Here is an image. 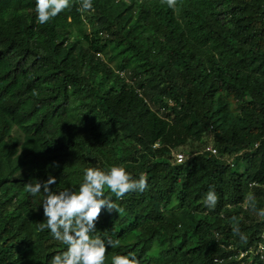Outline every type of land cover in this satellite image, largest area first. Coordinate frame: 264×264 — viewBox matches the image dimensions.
<instances>
[{
	"label": "trees",
	"instance_id": "1",
	"mask_svg": "<svg viewBox=\"0 0 264 264\" xmlns=\"http://www.w3.org/2000/svg\"><path fill=\"white\" fill-rule=\"evenodd\" d=\"M80 4L41 25L34 0H0V264L66 249L27 183L76 190L84 168L113 165L148 187H105L123 209L96 221L119 241L105 264H264V0Z\"/></svg>",
	"mask_w": 264,
	"mask_h": 264
},
{
	"label": "clouds",
	"instance_id": "2",
	"mask_svg": "<svg viewBox=\"0 0 264 264\" xmlns=\"http://www.w3.org/2000/svg\"><path fill=\"white\" fill-rule=\"evenodd\" d=\"M34 2L37 22L43 25L69 8L71 0H34ZM165 2L169 8L176 4V0H165ZM89 10H94L93 0H81L78 11ZM56 183V177L48 175L44 181L35 180V183L30 182L25 186L31 196L40 197L39 207L42 208L45 218L39 225L40 230L48 229L54 240L66 246L64 251L53 255L48 264H105L108 248L118 247L119 241L109 239L106 242L99 235H95L96 221L102 209L108 212H122L123 209L105 196L104 189L107 187L119 200L127 193L143 192L148 187L147 175L140 173L138 179H135L125 168L118 165L110 166L107 170L87 167L83 170L78 189L65 187L53 191L51 186ZM248 199L254 200V195L249 193ZM217 200L215 190L210 189L206 193L204 204L206 207L214 208ZM257 211L258 214L264 215V209ZM234 232L239 234L242 241H246L247 237L240 233L238 226ZM111 264H140V261L132 253L115 254L112 256Z\"/></svg>",
	"mask_w": 264,
	"mask_h": 264
},
{
	"label": "built area",
	"instance_id": "3",
	"mask_svg": "<svg viewBox=\"0 0 264 264\" xmlns=\"http://www.w3.org/2000/svg\"><path fill=\"white\" fill-rule=\"evenodd\" d=\"M120 77H124L125 74L123 72L119 73ZM156 146V145H155ZM207 151L211 152L213 155H216V150L214 148H212L211 146H208L206 148ZM172 157L173 160L176 164H180L182 162H184L186 160V156L184 153L182 152H172ZM231 166L233 167V165L231 164ZM261 249V247H259V250ZM246 253L242 252L239 254V258L243 257Z\"/></svg>",
	"mask_w": 264,
	"mask_h": 264
},
{
	"label": "rangeland",
	"instance_id": "4",
	"mask_svg": "<svg viewBox=\"0 0 264 264\" xmlns=\"http://www.w3.org/2000/svg\"><path fill=\"white\" fill-rule=\"evenodd\" d=\"M153 252L156 254L157 253V248L155 247V249L153 250ZM155 264H164V262H156Z\"/></svg>",
	"mask_w": 264,
	"mask_h": 264
}]
</instances>
